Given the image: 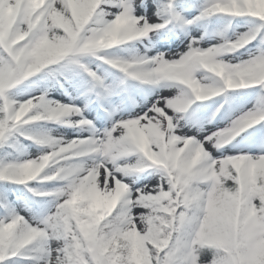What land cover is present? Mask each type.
<instances>
[{
	"label": "snow or ice",
	"instance_id": "obj_1",
	"mask_svg": "<svg viewBox=\"0 0 264 264\" xmlns=\"http://www.w3.org/2000/svg\"><path fill=\"white\" fill-rule=\"evenodd\" d=\"M141 7L143 0H0V146L17 133L45 146L35 156L0 160V182L22 185L51 205L26 218L0 196V264H264V141L257 154L209 150L264 123V0H206L198 16L183 21L216 14L258 21L234 38L205 47L193 36L175 54H113L171 22L138 14ZM157 9L156 17L182 20L173 0ZM258 36L247 59L223 58ZM89 57L121 73L118 82L106 84L83 62ZM38 74L54 83L25 99L10 95ZM129 80L178 93L118 116L115 98L129 91ZM66 84L83 90L73 97ZM57 86L69 102L49 95ZM250 88L260 89L257 105L227 126L202 139L177 134L169 111L185 113L195 102ZM93 105L97 119L110 121L103 129L89 119ZM37 122L87 135L26 133ZM148 168L160 171L157 184L125 182ZM33 182L55 183L38 189Z\"/></svg>",
	"mask_w": 264,
	"mask_h": 264
},
{
	"label": "rangeland",
	"instance_id": "obj_2",
	"mask_svg": "<svg viewBox=\"0 0 264 264\" xmlns=\"http://www.w3.org/2000/svg\"><path fill=\"white\" fill-rule=\"evenodd\" d=\"M143 2L147 5V8H139L137 10L138 14H147L149 17L155 18L161 23L164 21L166 16H169L171 22L168 23L165 28L151 33L150 38L131 42L127 45L109 50L113 54L127 57L137 53L143 54L146 49H150L147 53L148 55H155L157 52L175 54L186 50L190 37L202 36L203 39L200 40V45L206 47L209 44L222 42L225 37L234 38L235 35L249 31L251 27L255 26V23H258V21H254V18L250 17L247 19L243 17H227L226 20H229L231 25L230 27H225L223 23L218 21L220 16L216 14L214 15L215 17H205L192 24H186L183 21L193 20L196 16H198L201 11V7L206 0H199L198 3H194L193 5H191V2L188 0H173V3L176 6V11L180 13L182 20L171 19L170 14L166 12H162L159 17H156L155 14L158 10L157 5H159L162 10L163 6L168 3V0H143ZM260 44L261 41L258 36L245 48H241L232 56H225L223 58L225 60H230L233 63H235L237 59H247L249 53L255 51ZM124 49H128V51H124ZM83 62L88 63L89 67H91L93 71H96L97 75H99L106 84L118 82V78L122 76V74L117 70L111 69L110 66L104 65L101 61H96L94 58H85ZM86 75V73L83 74L85 77ZM200 75L207 74L201 73ZM88 79L90 80L91 78ZM51 83H54V80H52L51 77L46 79V83L44 85H41V83L34 80L26 81L17 88L10 90V95L16 99H25L28 95H39L40 92L45 87H49ZM65 87L68 88V91L71 92L73 97L79 96V92L83 90L82 88H74L69 84H66ZM128 88V92H123L121 93L120 98H115L117 103L120 105V110L117 113L118 116H128L130 113L141 112L142 110L147 111V109L151 107V104L158 97H170L178 93V89L174 86H148L141 85L139 82L131 80L128 81ZM234 91L237 94L234 95ZM259 93V88L232 90L223 93L220 96L213 97L208 101L195 102L185 113L173 114L169 111L168 114L172 115L174 120L177 121V134L194 136L197 139H202L205 135L210 134V132L227 126L232 119L240 115L242 112L256 106ZM49 95L54 99L63 100L66 103L69 102V97L65 95L64 90L58 86L55 88H49ZM129 96L131 98H129ZM121 98L123 103H121ZM76 102L82 106L84 98L80 97ZM218 109L219 111H217ZM98 111L99 109L96 105L91 106L89 119H94L96 126L103 129L105 126L110 124V121L105 118L104 123H99L96 118ZM101 115H103V113H101ZM25 131L26 133L34 136L46 135L51 132L58 133L66 138H72L73 136L80 134L87 135V133H80L77 129L71 127L44 122H37L25 126ZM15 135L18 136L17 139L19 138L21 141H24V145L19 149L17 156L14 159L22 160L29 156L38 155L45 147L38 145L33 140L25 139L24 136L19 135L18 133ZM262 141H264V123L249 128L219 151L210 147L209 150L214 156L220 155L221 152L229 155H235L242 152L257 154L261 151L260 145ZM131 159L134 161L136 157H132ZM2 160L12 159L5 157ZM160 176L161 173L158 169L148 168L143 172L135 173L125 178V182L134 180V187L141 188L144 185L151 186L157 184L160 181ZM36 184L38 183L33 182L31 186L36 187ZM49 201L50 198L39 210H35L27 209V203L18 200L15 203V209L26 218H31L33 216L39 217L51 206Z\"/></svg>",
	"mask_w": 264,
	"mask_h": 264
},
{
	"label": "trees",
	"instance_id": "obj_3",
	"mask_svg": "<svg viewBox=\"0 0 264 264\" xmlns=\"http://www.w3.org/2000/svg\"><path fill=\"white\" fill-rule=\"evenodd\" d=\"M191 2V4L198 3L199 0H188ZM245 19L249 17H243ZM220 23H223L225 27H230L231 23L229 20H226V18H218ZM224 27V26H223ZM36 81L41 83V85H44L46 83V79L43 77L42 74H38L37 77L31 78L29 81ZM242 92V91H237ZM234 95L237 94L235 91L233 92ZM245 94V93H244ZM242 95V94H241ZM241 97V96H239ZM245 97V96H242ZM17 135H13L8 138V140L0 146V160H2L5 157H9L11 159H14L17 156V153L21 147L24 145V141H21L19 138L17 139ZM53 183H46V184H36L35 186L38 187V189H50L53 187ZM6 195L7 200L13 205L15 208V203L18 200L23 201L24 203H27L28 207L27 209H35L39 210L42 205L47 203L49 198H40V197H33L31 193L27 192V189L24 188L22 185H15V184H5L3 182H0V196ZM3 212V209L0 208V213Z\"/></svg>",
	"mask_w": 264,
	"mask_h": 264
},
{
	"label": "bare ground",
	"instance_id": "obj_4",
	"mask_svg": "<svg viewBox=\"0 0 264 264\" xmlns=\"http://www.w3.org/2000/svg\"><path fill=\"white\" fill-rule=\"evenodd\" d=\"M104 120H105V119H103V120L98 119V122L102 124V123L105 122Z\"/></svg>",
	"mask_w": 264,
	"mask_h": 264
}]
</instances>
